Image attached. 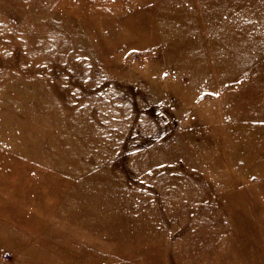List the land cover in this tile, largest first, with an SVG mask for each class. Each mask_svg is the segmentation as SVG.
I'll return each instance as SVG.
<instances>
[{
    "label": "rangeland",
    "instance_id": "rangeland-1",
    "mask_svg": "<svg viewBox=\"0 0 264 264\" xmlns=\"http://www.w3.org/2000/svg\"><path fill=\"white\" fill-rule=\"evenodd\" d=\"M0 264H264V0H0Z\"/></svg>",
    "mask_w": 264,
    "mask_h": 264
},
{
    "label": "bare ground",
    "instance_id": "bare-ground-1",
    "mask_svg": "<svg viewBox=\"0 0 264 264\" xmlns=\"http://www.w3.org/2000/svg\"><path fill=\"white\" fill-rule=\"evenodd\" d=\"M169 19V18H168ZM174 19V18H173ZM170 20V19H169ZM175 20V19H174ZM178 21V20H177ZM227 38V37H226ZM224 40V39H223ZM186 42H187V40H186ZM225 42V41H224ZM176 44V43H175ZM178 44V43H177ZM193 46V45H192ZM197 46V45H196ZM233 47V46H232ZM238 51H239V49H238ZM224 55V54H223ZM233 56H234V54H233ZM229 58V57H228ZM232 60V59H231ZM221 62V61H220ZM226 63H227V61H226ZM228 64V63H227ZM229 65V64H228ZM226 66V65H225ZM228 68H230V67H228ZM205 69V68H204ZM206 70V69H205Z\"/></svg>",
    "mask_w": 264,
    "mask_h": 264
}]
</instances>
